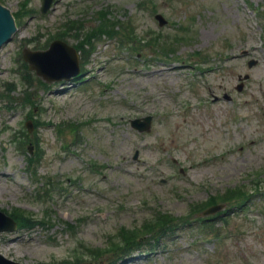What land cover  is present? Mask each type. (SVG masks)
<instances>
[{"label": "rangeland", "instance_id": "rangeland-1", "mask_svg": "<svg viewBox=\"0 0 264 264\" xmlns=\"http://www.w3.org/2000/svg\"><path fill=\"white\" fill-rule=\"evenodd\" d=\"M263 1L56 0L46 13L42 0H0L17 27L0 48V208L44 222L0 233V252L25 264L85 245L106 255L122 226L250 189L264 172ZM55 39L79 51L80 78L46 82L26 65L23 48ZM148 114L150 131L131 126ZM249 195L245 212L227 202L238 209L224 239L183 226L116 264H264V195Z\"/></svg>", "mask_w": 264, "mask_h": 264}, {"label": "trees", "instance_id": "trees-1", "mask_svg": "<svg viewBox=\"0 0 264 264\" xmlns=\"http://www.w3.org/2000/svg\"><path fill=\"white\" fill-rule=\"evenodd\" d=\"M262 10H264V8ZM30 162H33V159H30ZM260 178L261 176L259 179ZM258 184L259 182L256 183V185ZM250 189L242 184L240 187L231 189L227 195L228 197L224 196L220 199L221 195H219L217 199L228 201L238 208L245 207L248 205L250 199L252 200L251 195H249ZM235 190H238V193H235ZM204 207V205L198 203L191 204L188 214L180 217L168 212L158 211L152 217L146 219L142 224L143 227L140 229H138L137 226L134 228L121 227L118 230V239L112 238V241L109 242V245L112 247L111 253L104 255L103 250L89 248L85 245L83 246L85 248L84 252L74 251V255L62 260L51 261L49 264H84V261L89 256L95 261L100 260L103 262L106 259V264H116L123 256L130 255L133 251L143 249L149 245L150 249L161 245V242L166 236L175 235L178 229L183 226H189L191 228L196 227L204 237L209 236L213 239H223L226 234L224 229H227V225L230 221L228 213L225 215L217 214L210 217L195 216V214ZM11 214L18 220L21 227H29L31 222L34 221L30 215L21 209L11 211ZM218 218L222 219L220 228L215 226V219ZM152 244L154 245L151 246Z\"/></svg>", "mask_w": 264, "mask_h": 264}, {"label": "water", "instance_id": "water-1", "mask_svg": "<svg viewBox=\"0 0 264 264\" xmlns=\"http://www.w3.org/2000/svg\"><path fill=\"white\" fill-rule=\"evenodd\" d=\"M53 0H44V5L42 7V11L46 12L48 8L51 6ZM1 5H4V3H1ZM10 10V9H9ZM7 9H4V7L1 6L0 8V45L9 37H7V34L9 31H13L14 24L13 20L6 17ZM158 17L161 19V23H164V18L161 15H158ZM9 19V20H8ZM66 44L62 42H56L54 46H52L50 52L54 51H60L63 52L65 50L67 53H64L65 56L58 59L57 62L62 63L66 65V68L62 71L60 65H42L38 63V55L40 57H44L46 55H49L50 52H30L29 50H25V57L30 60V62L38 69V73L42 74L45 78L48 80H59L63 78H69L71 75L76 74L78 71V60L77 56L74 54V50L70 47H68ZM1 48V47H0ZM73 52H69L68 49ZM255 63V61H250V66H252ZM32 66V65H31ZM245 77H248L246 75ZM239 89L242 88V84L239 85ZM132 124L134 127L138 128L139 130H149L151 126V116H148L146 118L142 119H135L132 121ZM223 206V205H222ZM219 206H212L208 208L205 213L208 212H214L222 207ZM17 228L16 221L9 215H7L4 211L0 210V232L7 230L12 231ZM0 264H23L21 262L14 261L12 259H8L3 254L0 253Z\"/></svg>", "mask_w": 264, "mask_h": 264}, {"label": "bare ground", "instance_id": "bare-ground-1", "mask_svg": "<svg viewBox=\"0 0 264 264\" xmlns=\"http://www.w3.org/2000/svg\"><path fill=\"white\" fill-rule=\"evenodd\" d=\"M4 9H6V8H4ZM13 24H14V22H13ZM14 26H15V24H14ZM12 31H9V33H11Z\"/></svg>", "mask_w": 264, "mask_h": 264}]
</instances>
